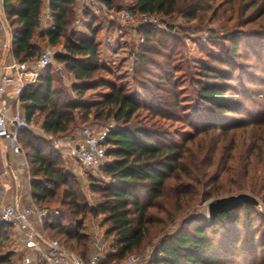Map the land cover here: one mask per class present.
Returning a JSON list of instances; mask_svg holds the SVG:
<instances>
[{
    "label": "trees",
    "instance_id": "trees-1",
    "mask_svg": "<svg viewBox=\"0 0 264 264\" xmlns=\"http://www.w3.org/2000/svg\"><path fill=\"white\" fill-rule=\"evenodd\" d=\"M103 1L114 7L112 0ZM77 4L78 0H49L53 26L41 30L44 0H3L17 60L34 61L45 43L60 48L55 52L60 70L49 65L37 81L23 88L20 102L28 119L39 118L43 130L54 135L92 121L104 124L114 119L117 124L106 140L109 161L101 166L107 179L91 182L100 199L96 206L90 205L49 142L32 131L20 132L32 170V201L39 207L64 205L60 215L46 218L45 230L87 260L90 235L84 232V220L103 215L104 236L112 242L101 262L122 264L130 255L144 252L154 234L188 205L233 191L236 183L228 184L231 176L251 180L240 186L264 200V174H257L259 169L253 174L251 160L264 161V95L249 94L240 73L253 65L238 61L245 51L253 57L264 53V0H135L129 6L152 15L198 20L196 31L207 32L219 47L196 59L198 77L193 78L188 62L183 64L185 81L197 83L194 109L183 104L182 80L175 76L182 69L177 64L182 59L179 30L161 31L152 23L137 27L144 41L135 57L134 81L141 89L135 93L125 72H114L106 62L101 26L89 8L84 11L87 31L75 28ZM221 10L236 16L235 28L218 35L204 24ZM257 21L261 27H249ZM109 27L116 29L113 22ZM60 73L74 78L70 85ZM142 111L146 113L139 119ZM163 121H186L192 132H171ZM249 126L252 144L244 156L242 149L236 151V132ZM225 138H230L228 144L222 143ZM237 155L245 159L238 167L231 162ZM12 228L0 222L2 264L13 256L2 250ZM261 250L264 215L246 202L212 219L183 217L178 229L155 245L147 264H264Z\"/></svg>",
    "mask_w": 264,
    "mask_h": 264
},
{
    "label": "rangeland",
    "instance_id": "rangeland-1",
    "mask_svg": "<svg viewBox=\"0 0 264 264\" xmlns=\"http://www.w3.org/2000/svg\"><path fill=\"white\" fill-rule=\"evenodd\" d=\"M98 1V0H97ZM96 1V2H97ZM135 0H112L113 2V8L114 10H120V9H126L129 8L131 4L134 3ZM219 1H217L215 4H218ZM85 8H89L91 12L96 15V23L101 26V32L100 36L104 39V42L106 43V50H105V60L111 67V69L114 72L124 71L127 75V81L128 86L131 91H134L135 93H140L141 89L140 87L135 83L134 81V69H135V57L136 53L140 49L144 38L138 31L137 25L131 21L125 22V23H119L118 21H115V18H112L111 15L108 12H105V10L98 9V5H92L88 4L86 0H78L77 4V23H76V29L80 31H87L86 23L88 19H86L84 11ZM225 10V9H223ZM221 10L220 16L216 18H211L209 21L210 23L204 24L207 30H214L217 32L218 35H221L225 32V28H235V17L233 16L230 11L224 12ZM261 12V11H260ZM258 13V12H256ZM154 20H152V24L161 31H167L168 29H176L180 31L181 35V45L179 47V50L181 51L182 59L177 61V64H181V70L176 73V77L179 78V80H182V96H183V104H189L188 106H192L194 109V106L197 103H194L193 99L196 94V85L197 83L188 81H185V77L183 74L185 73L186 69L183 67V64L188 62L192 67L189 69L191 72H193L192 76L198 77L196 73L197 69V63L196 59L200 57L206 58V54L208 51H217L219 50L218 46L214 44V42L210 41L208 39L207 32L203 33L202 31L198 32L196 31L198 28H200V22L198 20H192L189 21L186 18H184L181 15H175L174 17H164L161 15L154 14ZM262 19V18H261ZM260 19V20H261ZM50 22L49 19H47L46 23ZM113 22L116 26V29L113 31H110L109 23ZM259 21L252 23L249 25V27H252L253 29H257L261 27V23H258ZM42 25V24H41ZM45 46H49L47 43L43 44V48ZM51 47V46H50ZM52 50L55 52L60 50L59 47H51ZM211 51V52H212ZM246 53V54H245ZM243 54L244 56L239 57L238 61L240 64H252L253 66L249 67L247 73H241V78L245 82V86L248 88L249 94L258 95L261 94V96L264 95V83L263 80H260L259 78H264V72L260 73L259 71L264 68V53L261 55L258 54L257 56H252L251 51H248ZM4 63H8L7 59L4 60ZM218 64L219 61H216ZM53 66L54 69L60 70L61 64L54 58L52 63L50 64ZM219 65V64H218ZM225 66V65H222ZM249 66V65H248ZM246 66V67H248ZM246 70V69H245ZM60 76L64 79V82L68 85L73 81V77L66 75L65 73H60ZM196 87V88H195ZM239 91V90H238ZM237 94V92L235 93ZM255 98V97H254ZM259 100L262 101V97H257ZM20 106L22 108V105L20 103ZM23 109V108H22ZM192 111V108L191 110ZM189 112V110L187 111ZM146 113V111H142V114L140 115L139 119H142L143 115ZM143 121V120H142ZM165 125L168 126V128L171 130V132L176 131L177 134H189L192 132V128L186 123V121H163ZM116 122L114 119H110L107 123H99L96 121H92L90 123H83L76 126L71 132L64 134V135H54L53 138H49L46 133L44 132L41 120L39 118L35 119L31 122L29 131H32L34 134H37L41 137H43L47 142L50 143L51 147L60 154V158L62 160V163L67 171H70L76 181L79 183L82 192L84 195L88 198V202L90 205L96 206L97 203L100 201V199L93 193L91 190V182L92 180H106L107 177L102 172L101 166L104 165L106 162L109 161L108 157H105L104 163L99 167H91V166H85L80 160H78L75 157H71L66 153V150L64 149L65 143L70 141L74 138L77 130L83 126H91L94 127L97 130H101L105 127H114L116 126ZM251 126L248 128H241L238 129L236 132V151H239L242 149V153H244V156L246 152L248 151V148L251 147L252 140L250 139V133L252 132ZM178 140L183 141L184 138L177 137ZM230 138H225L222 140L223 144H228ZM59 140L62 147L56 148L54 146V141ZM209 138L206 136L203 137L202 143L204 145H207V141ZM200 141L197 139L196 142ZM1 139H0V209L3 205H5L8 202L13 201L15 194H19V198L21 199V203L23 205H29L32 203L31 198V180H32V170L31 165L28 161L27 155H26V149L24 145L23 147V157L26 158L28 164L26 166L27 169H23V173L20 175V185L18 186V180L17 178L10 177L7 175H2V172L4 170V164L8 161V157L4 156L1 153ZM230 146V144L228 145ZM264 149V147H263ZM256 152V151H255ZM64 153V155H63ZM63 155V156H62ZM241 155L235 156L234 159L231 160L233 163V166L238 167L240 163L245 161L244 157L242 158ZM240 158V159H239ZM252 166L254 165V175L256 169H259L257 174L263 175L264 174V161L259 162L257 158L252 157ZM18 165V164H17ZM22 169V167L20 166ZM20 169V170H21ZM261 180L262 178H258ZM244 180V181H243ZM251 180L238 178V176L232 178V176L228 179L229 183H236L234 184L235 187L233 191L226 192V194H222L220 196L213 197L211 199H200L198 202H196L194 205H188V207L185 208V210L180 213L173 221H171L169 224L164 226L163 228L159 229V231L154 234L151 244L147 247V249L142 253H136L135 255L138 256V260L135 264H147L148 260L150 258V254L153 251L155 245H157L165 236L170 235L171 233L175 232L178 227L180 226V223L182 221L183 217H188L192 214H197L202 217H208V203L218 197H223L231 194H238L241 192H246L252 194L254 197L258 199L260 204L258 206H255L258 209V212L264 215V200L261 197V195H256L252 193L251 191L247 190V187L240 186V184H249ZM6 185V187H5ZM238 186V187H237ZM8 188L7 191L4 189ZM34 203V202H33ZM44 208H48L52 214V216H58L62 213V209L64 208V205L60 202L56 204H52L51 206H43ZM162 216L164 213L161 214ZM184 215V216H183ZM103 215H99L94 217L93 215H88L86 219L84 220V232L90 235V242H89V255L91 256L93 253H99L101 256H103L110 248L109 245L111 244V239L105 238V231L107 229V226L102 223ZM44 223L37 224L34 229H36V232H38L37 235L46 234L49 238H56L55 236H52L48 231L45 230ZM35 225V224H34ZM41 232V233H40ZM39 235V236H41ZM28 236L26 235L24 230L12 228L9 238L4 242L3 245V252L5 253H12V259L11 262L8 264H45V259L35 258L34 250L29 248L28 246ZM38 237V236H37ZM36 237V239H37ZM42 237V236H41ZM43 238V237H42ZM57 239V238H56ZM65 247V246H64ZM66 248V247H65ZM67 249V248H66ZM70 252H73L77 254L75 251H72L70 249H67ZM259 258L264 257V250L260 251ZM79 255V254H78ZM30 257L32 260L31 262H26V258ZM129 258V257H128ZM127 258V259H128ZM126 259V260H127ZM125 260V261H126ZM124 261V262H125ZM123 262V263H124ZM122 263V264H123ZM2 264V263H0Z\"/></svg>",
    "mask_w": 264,
    "mask_h": 264
},
{
    "label": "built area",
    "instance_id": "built-area-1",
    "mask_svg": "<svg viewBox=\"0 0 264 264\" xmlns=\"http://www.w3.org/2000/svg\"><path fill=\"white\" fill-rule=\"evenodd\" d=\"M86 1L93 6L98 5V9L105 10L119 23L131 21L140 26L152 23L154 20V16L147 12L134 11L129 8L116 11L103 0ZM2 31L10 33V38L0 37V139L2 142L1 153L8 157L2 175L14 176L19 181L20 175L24 172L23 169H27L28 164L26 158L23 157L19 134L22 130H28L31 125V121L20 106V96L25 84L37 81L41 70L52 63L55 51L50 46H45L34 61L17 60L12 54L10 27L3 10V0H0V32ZM4 52L10 56L8 63L3 61ZM111 128L105 127L97 130L91 126H83L77 130L73 139L65 143L64 149L69 156L77 158L85 166L99 167L104 163L106 157V140ZM45 133L49 138L54 136L52 133ZM54 146L62 147L59 140L54 141ZM20 182L21 180L18 182V186ZM4 190L7 191L8 188ZM19 197L18 193L15 194L13 201L2 206L0 222L8 223L16 229L25 231L28 236V246L34 250L35 258L42 257L45 259V264H102L99 253H93L85 260L80 255L68 251L58 239L49 238L43 232V235L39 234L43 238L37 235L35 226L42 224L48 216L54 214L48 208L39 207L33 202L23 205ZM137 260L138 256L132 254L123 264H135ZM31 261L34 260L30 257L26 258V262Z\"/></svg>",
    "mask_w": 264,
    "mask_h": 264
},
{
    "label": "water",
    "instance_id": "water-1",
    "mask_svg": "<svg viewBox=\"0 0 264 264\" xmlns=\"http://www.w3.org/2000/svg\"><path fill=\"white\" fill-rule=\"evenodd\" d=\"M246 202L255 206L260 204L256 197L246 192L215 198L208 203V217L215 218L218 214L229 212Z\"/></svg>",
    "mask_w": 264,
    "mask_h": 264
},
{
    "label": "crops",
    "instance_id": "crops-1",
    "mask_svg": "<svg viewBox=\"0 0 264 264\" xmlns=\"http://www.w3.org/2000/svg\"><path fill=\"white\" fill-rule=\"evenodd\" d=\"M48 3H49V0H44V9H43V16H42V25H41V30H49L52 26H53V23H52V20H51V13L48 9ZM47 19H49L50 22L46 23ZM0 37L1 38H4V37H7V38H10V33L8 31H2L0 32ZM4 60L7 59L8 62H10V56L7 54V52H4V57H3ZM8 72L10 70H7Z\"/></svg>",
    "mask_w": 264,
    "mask_h": 264
}]
</instances>
